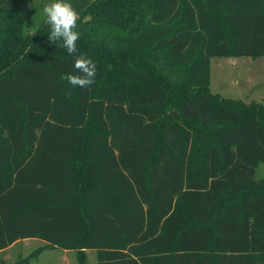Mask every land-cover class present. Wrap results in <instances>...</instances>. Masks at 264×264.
<instances>
[{"label": "trees", "instance_id": "obj_1", "mask_svg": "<svg viewBox=\"0 0 264 264\" xmlns=\"http://www.w3.org/2000/svg\"><path fill=\"white\" fill-rule=\"evenodd\" d=\"M78 54L0 0V251L78 264H264V96L211 91L210 58L264 54V0H68Z\"/></svg>", "mask_w": 264, "mask_h": 264}, {"label": "rangeland", "instance_id": "obj_2", "mask_svg": "<svg viewBox=\"0 0 264 264\" xmlns=\"http://www.w3.org/2000/svg\"><path fill=\"white\" fill-rule=\"evenodd\" d=\"M51 0H23V32L34 31L45 18L43 6ZM211 91L223 96L240 97L248 100H262L264 96V54L263 55H216L210 58ZM255 177H264V163H260ZM45 242L40 238H25L0 252V264H22L38 246ZM59 247L40 252L28 264H78L74 250L62 252ZM64 253V254H63ZM88 264H95L94 249L86 250Z\"/></svg>", "mask_w": 264, "mask_h": 264}, {"label": "clouds", "instance_id": "obj_3", "mask_svg": "<svg viewBox=\"0 0 264 264\" xmlns=\"http://www.w3.org/2000/svg\"><path fill=\"white\" fill-rule=\"evenodd\" d=\"M46 23L50 26L48 42L56 44L68 54H78L77 41L80 33L76 31L79 14L68 0H51L43 6ZM74 72L64 76L73 88L88 89L95 83L97 64L86 54H78L73 63Z\"/></svg>", "mask_w": 264, "mask_h": 264}, {"label": "crops", "instance_id": "obj_4", "mask_svg": "<svg viewBox=\"0 0 264 264\" xmlns=\"http://www.w3.org/2000/svg\"><path fill=\"white\" fill-rule=\"evenodd\" d=\"M211 57H212V56H211ZM15 243H16V242H15ZM15 243H13V244H15ZM11 245H12V244H11ZM11 245H10V246H11ZM7 248H8V247H7ZM7 248H6V249H7ZM6 249H4V250H6ZM4 250H1L0 252H2V251H4ZM87 250H88V249H87ZM62 252H64V253H65V252H69V250L63 249ZM64 253H63V254H64Z\"/></svg>", "mask_w": 264, "mask_h": 264}]
</instances>
